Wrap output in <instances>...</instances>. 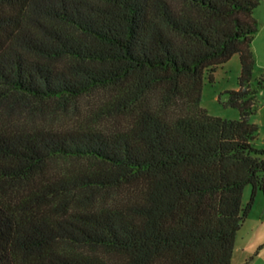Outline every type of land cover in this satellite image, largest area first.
<instances>
[{"label": "trees", "instance_id": "trees-1", "mask_svg": "<svg viewBox=\"0 0 264 264\" xmlns=\"http://www.w3.org/2000/svg\"><path fill=\"white\" fill-rule=\"evenodd\" d=\"M261 1L0 0V264H232ZM234 55L225 120L202 90Z\"/></svg>", "mask_w": 264, "mask_h": 264}, {"label": "rangeland", "instance_id": "rangeland-1", "mask_svg": "<svg viewBox=\"0 0 264 264\" xmlns=\"http://www.w3.org/2000/svg\"><path fill=\"white\" fill-rule=\"evenodd\" d=\"M253 18L257 22L258 31L251 45L254 57L255 84L262 80V87L257 99V112L251 121L258 125L260 131L255 145L264 148V0L256 8ZM241 63L239 55H234L228 62L220 66L211 83L204 79L201 107L211 116L225 120H238L239 110L227 105L226 92L239 89ZM252 187L246 186L243 192V206L251 201ZM232 264H264V192L259 191L251 211L238 231Z\"/></svg>", "mask_w": 264, "mask_h": 264}]
</instances>
